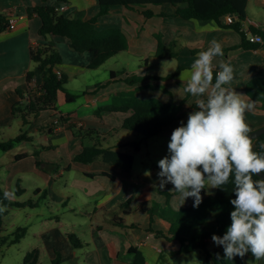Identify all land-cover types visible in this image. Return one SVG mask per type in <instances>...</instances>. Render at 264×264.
I'll return each mask as SVG.
<instances>
[{"label":"crops","instance_id":"1","mask_svg":"<svg viewBox=\"0 0 264 264\" xmlns=\"http://www.w3.org/2000/svg\"><path fill=\"white\" fill-rule=\"evenodd\" d=\"M42 4H65L67 8L62 13L82 19L96 15L99 10L98 0H0V12L16 20L14 28L0 32V139L12 137L23 127L21 119L12 112V105L19 99L16 89L25 92L28 87L26 70H34L35 84L42 82V74L30 58L32 45L49 43L58 49L62 74L68 81L78 79L75 85H81L74 88L75 92H70L69 87L67 91L80 93L77 98L83 97L82 102L76 100V105L67 106L65 92L60 90L58 109L43 110L37 115L36 124L71 113L68 122L73 127L62 124L60 130L47 131L31 126L33 138L27 142L34 147L16 152L14 155L23 152L27 155L5 164L11 168L0 164V187L7 196L18 203L30 199L36 203L8 212L13 218L7 229L4 223L5 234L21 226L27 230L20 241L5 248L20 246V264L34 248L39 251L36 264H133L130 247L142 252L145 264L164 262L168 252L170 256L176 255L173 252L178 241L166 239L167 227L158 212L150 216L145 209L158 203L177 210L193 203L192 198H187L181 205L179 193L169 191L173 188L170 183L159 189L156 176L157 161L167 154L171 132L181 121L186 123L189 112L198 110L194 108L196 97L183 91L185 85L179 79L180 72L190 68L197 53L206 51L215 39L222 46L224 60L234 69L233 81L224 87L233 88L247 100L250 98L244 90L246 84L264 76V45L244 49L241 35L235 29L222 27L215 21L201 23L194 18L164 17L159 5L132 8L115 5L95 25L100 30L120 28L128 46L101 65L109 66V71H102L100 76L109 74L100 80L96 71H88L87 52L76 51L65 37L39 34L41 20L33 7ZM246 14L249 20L264 25V0H247ZM243 27L246 29L247 24ZM159 43L162 44L160 57L156 55ZM118 61L121 66H117ZM144 75L152 78L133 84L126 82L130 76ZM98 83L103 84L98 86ZM123 92H133L139 98L156 97L182 103L179 117L136 150L133 143L141 139V134L123 127L131 110L97 112L100 106L117 105L119 93ZM253 102L252 109L245 112V122L251 131L264 126V110L258 102ZM79 128L90 132L80 136ZM261 144L264 140H253V151L264 154ZM88 145H96L101 152L87 164L76 160ZM111 151L132 154L131 169L115 163L111 155L106 156ZM146 170L151 171L150 176L144 175ZM27 191L38 197H28ZM44 194L49 197L41 200ZM201 195L206 196L203 190ZM21 214L24 220L20 219ZM69 234L76 237L77 245L71 242ZM23 244L25 248L21 249ZM171 246H175L174 251ZM209 249L214 252L219 247L209 240ZM201 252L205 256L204 264H214L212 258ZM255 264H264V259Z\"/></svg>","mask_w":264,"mask_h":264},{"label":"trees","instance_id":"2","mask_svg":"<svg viewBox=\"0 0 264 264\" xmlns=\"http://www.w3.org/2000/svg\"><path fill=\"white\" fill-rule=\"evenodd\" d=\"M99 10L96 15L85 19L71 17L55 9L54 5L42 4L34 6L36 13L41 20L39 34L46 37L47 35H55L65 37L78 52H87L90 56L88 68L97 69L106 60L113 55L126 50L128 46L127 37L124 32L117 27L98 29L96 22L100 16L109 13L110 9L115 5H123L129 8L144 7L148 5L161 6V15L179 16L184 19L194 18L201 23L215 21L222 27H231L238 31L241 35V47L244 49H254L264 45V25L253 22L247 18L246 5L247 0H98ZM147 14V12H146ZM9 19L5 14L0 12V32L8 29ZM247 24V28L243 27ZM259 35L262 41H254L252 36ZM157 56H162V44L159 43ZM30 58L36 64L37 69L42 74V82L35 84L34 70H26V81L28 87L26 91L16 89L19 99L12 105V112L22 121V129L20 132L6 140L0 139V151L7 152L11 150L15 144L20 142L31 141L33 136L26 125H31L39 130L46 129L51 131L57 124H69V114L60 116L58 119H52L48 122L37 125L36 117L43 110L55 111L58 109V92H65L67 102H72L80 95V93H70L67 91V77L62 74L60 66L62 64V56L58 49L49 43H40L32 45L30 48ZM113 72L110 76H113ZM119 74V72H118ZM216 71H213V79L215 81ZM149 77L130 76L126 79L128 84L144 81ZM103 83H98V86ZM245 92L249 98L259 103L261 109L264 110V76L251 79L245 86ZM120 101L117 105H103L97 109L98 113L106 111H128L131 114L123 121V127L141 134V139L133 143L135 149H139L140 144L146 143L148 138L159 134L164 127L171 124L179 117L182 103L165 102L156 97L139 98L133 92L119 93ZM196 108V105H194ZM69 127H73L72 123ZM87 132V133H86ZM89 130L79 128L77 133L80 136L88 134ZM256 141L264 140V133L256 139ZM101 151L96 145L84 146L83 151L78 154L75 159L84 163H90L95 156ZM113 161L124 168L130 170L133 163V155L120 152H110ZM27 153H18L15 159L26 156ZM93 176L94 174H90ZM253 179H262L257 174ZM227 190L222 191L216 189L214 195L205 196L203 202L198 209H193L192 205L172 210L168 204L165 207L154 203L151 207L145 209L152 216L158 212L161 220L167 227L168 240H177L178 248L174 254L191 252L195 249L202 250L206 256L212 258L214 264H231L229 261H216L215 253L219 252L223 256V249L219 247L214 252L209 249V240L211 235H223L227 226L231 223L229 213L234 210L229 203L235 198L232 191L233 185L230 183L226 186ZM38 192V190H36ZM34 200H28L24 203L12 201L0 187V254L2 248L7 245L15 244L26 234V227H18L10 234H5L4 221L5 217L11 209L23 206H35ZM211 213H216L211 216ZM211 222L206 223V221ZM70 240L77 245V239L73 234H69ZM128 252L133 255V264H145L144 255L136 247H130ZM251 254L248 253L244 260ZM39 259V251L34 248L28 251L23 259V264H36ZM234 264H243L239 258H235Z\"/></svg>","mask_w":264,"mask_h":264},{"label":"clouds","instance_id":"3","mask_svg":"<svg viewBox=\"0 0 264 264\" xmlns=\"http://www.w3.org/2000/svg\"><path fill=\"white\" fill-rule=\"evenodd\" d=\"M210 45L197 53L190 68L180 72L183 91L196 97L198 110L189 112L186 123L181 121L171 132L167 154L157 161L158 187L163 190L172 184L169 191L179 193L181 205L192 198L193 209H198L203 202L202 190L204 195L212 196V189L226 191L231 183L235 195L229 201L234 209L229 213L231 223L223 235H211L214 246L223 249V256L217 252L215 258L217 262L234 264L239 257L243 264H255L264 259V179L254 180L253 176L264 173V154L253 151L251 129L245 122V112L252 109L254 102L224 87L233 81L234 69L223 59L221 44L213 39ZM260 147L264 148V144ZM144 175L150 176L151 171L146 170ZM248 253L254 260H244ZM168 264H177L169 252ZM178 264L203 262L192 251L190 258L184 255Z\"/></svg>","mask_w":264,"mask_h":264},{"label":"rangeland","instance_id":"4","mask_svg":"<svg viewBox=\"0 0 264 264\" xmlns=\"http://www.w3.org/2000/svg\"><path fill=\"white\" fill-rule=\"evenodd\" d=\"M115 57H118V56H115ZM114 59H117V58H114ZM117 66H121V62L120 61L117 62ZM108 67L109 66H100L97 69H90L88 71H96L95 73L98 75L97 78H100V80H103L105 77L108 76L109 72L105 73L103 76H100V74H102V71H109ZM89 77H91V76H89ZM75 83L78 84L79 80L76 79V80L67 81L66 88L69 87L70 92H75L74 88H81V85H75ZM73 86H75V87H73ZM76 100H77L78 103H80V102L83 101V97L80 96ZM76 100H74L72 102H68L67 106L76 105V104H74ZM59 108H61V107H59ZM30 127H31V125H26L24 128H30ZM19 132L20 131L18 130L15 134L12 135V137L16 136ZM38 135H39V133L37 134V136ZM36 140L35 141L38 142V138H36ZM33 147L34 146L31 145V142H25L24 141V142H20V143L15 144V146L11 150H9L7 152L0 151V164H2L5 168H11L10 164H8L7 166L5 164H7L9 161L11 162L12 160L15 159V155L14 154L16 152H18L20 150H26V149H29V148H33ZM25 194H29L28 197H33V198L38 197V195L33 194L32 191H29V192L27 191V192H25ZM49 195H50V193H49ZM44 197L46 198V197H49V196L44 194L43 196H41V200H43ZM19 217H20L21 220L25 219L24 215L19 216ZM12 218H13V216L11 214H7L5 217H3V221L6 224V229H7L8 223L10 222V220H12ZM7 246H9V245H7ZM7 246H4L2 248V251H1V254H0V264H20V261L18 260V256L21 254V250H19L20 246H14L12 248H7L6 249L5 247H7ZM23 248H25L24 244L21 246V249H23ZM193 251L197 252V259L202 261L203 264H204L205 256L201 252V250L195 249ZM191 252H186V253H180V254L172 255L171 259L176 261L177 264H178V262H179V260L181 259L182 256L189 255V258H190V253ZM166 257L167 258H166V260L164 262H159L158 264H168V255H166ZM248 259H253V258L249 257ZM48 264H50V263H48ZM54 264H58V263H54Z\"/></svg>","mask_w":264,"mask_h":264},{"label":"built area","instance_id":"5","mask_svg":"<svg viewBox=\"0 0 264 264\" xmlns=\"http://www.w3.org/2000/svg\"><path fill=\"white\" fill-rule=\"evenodd\" d=\"M66 8H67V7H66L65 4L55 6V9L58 10V11H60V12L64 11ZM15 22H16L15 18H13V17L10 18V19H9V24H8V29L14 28V26H15ZM252 39H253L254 41H262V39H261V37H260L259 35H254V36H252ZM54 129H55V130H60V129H62V124H57L56 126H54Z\"/></svg>","mask_w":264,"mask_h":264},{"label":"water","instance_id":"6","mask_svg":"<svg viewBox=\"0 0 264 264\" xmlns=\"http://www.w3.org/2000/svg\"><path fill=\"white\" fill-rule=\"evenodd\" d=\"M217 58H214V63L216 61ZM223 59H225V56L223 57ZM264 133V126L263 127H260L258 129H254L252 130L250 133H249V137L252 138V139H256L257 137H259L261 134ZM257 175L259 177H261L262 179H264V173H257Z\"/></svg>","mask_w":264,"mask_h":264}]
</instances>
